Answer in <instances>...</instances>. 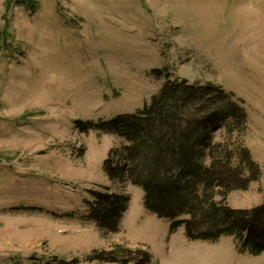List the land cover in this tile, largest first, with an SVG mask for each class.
I'll return each mask as SVG.
<instances>
[{"label":"rangeland","instance_id":"1","mask_svg":"<svg viewBox=\"0 0 264 264\" xmlns=\"http://www.w3.org/2000/svg\"><path fill=\"white\" fill-rule=\"evenodd\" d=\"M34 1L0 0V264H135L138 248L151 264H264L231 236L211 245L184 227L171 234L139 185L122 183L131 201L119 232L91 218L93 190L124 192L105 163L125 141L96 125L150 105L167 74L218 85L245 109L244 136L233 124L214 140L244 144L259 169L229 205L264 204V0ZM117 246L118 261L91 260Z\"/></svg>","mask_w":264,"mask_h":264},{"label":"trees","instance_id":"2","mask_svg":"<svg viewBox=\"0 0 264 264\" xmlns=\"http://www.w3.org/2000/svg\"><path fill=\"white\" fill-rule=\"evenodd\" d=\"M13 2L37 7L34 0H7V8ZM156 73L163 75L161 70ZM233 124L244 136L246 111L231 101L222 87L192 84L167 74L162 91L144 109L97 125L89 123L86 128L96 125L122 137L123 149L110 152L106 173L116 182L143 187L145 206L170 222L171 234L184 227L189 240L210 243L231 236L239 254L257 256L264 253V204L240 209L231 207L227 199L232 191L247 190L251 182L258 180L259 169L243 143L234 149L231 141L214 140L216 130L225 127L232 133ZM116 153L118 159L113 164L110 157ZM92 193L95 199L91 218L105 233L119 232L130 195L113 192L109 187ZM120 250L117 246L95 252L91 260L118 261L109 254ZM133 251L142 254L135 264L152 263L153 256L147 249ZM47 264L80 263L56 257Z\"/></svg>","mask_w":264,"mask_h":264},{"label":"crops","instance_id":"3","mask_svg":"<svg viewBox=\"0 0 264 264\" xmlns=\"http://www.w3.org/2000/svg\"><path fill=\"white\" fill-rule=\"evenodd\" d=\"M244 142H245V140H244ZM255 183H256V182H255ZM122 185H123L122 183H119V188H120V190H121V191H124V192H127V190H126L125 188H123ZM251 187H252V186H251ZM120 190H119V191H120ZM127 193H128V192H127ZM200 242H201V241H200ZM202 242H204V241H202ZM204 243H205V242H204ZM206 243H209V244H211V245L213 244V243H210V242H206ZM243 255H245V254H243ZM251 256H252V255H251ZM257 256H259V255H257ZM242 257H247V256H242Z\"/></svg>","mask_w":264,"mask_h":264}]
</instances>
